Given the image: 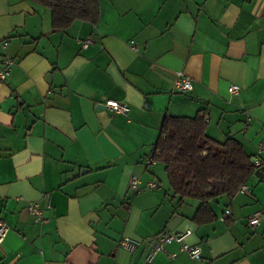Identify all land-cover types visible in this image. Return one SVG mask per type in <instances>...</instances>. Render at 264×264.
Instances as JSON below:
<instances>
[{"label":"crops","instance_id":"crops-1","mask_svg":"<svg viewBox=\"0 0 264 264\" xmlns=\"http://www.w3.org/2000/svg\"><path fill=\"white\" fill-rule=\"evenodd\" d=\"M99 6L97 24L54 31L50 9L0 0V65L14 61L0 81V217L9 227L0 264H264V216L249 226L264 213V179L253 174L247 193L212 201L218 220L197 225L200 202L179 205L164 164L147 163L167 114L199 112L210 138L235 139L264 163V0ZM179 73L192 91L175 89ZM110 99L129 114L107 109ZM134 177L158 188L134 194ZM46 195L41 223L28 206ZM187 230L200 260L173 243L147 263L157 235ZM125 237L138 242L134 253L120 248Z\"/></svg>","mask_w":264,"mask_h":264},{"label":"trees","instance_id":"trees-1","mask_svg":"<svg viewBox=\"0 0 264 264\" xmlns=\"http://www.w3.org/2000/svg\"><path fill=\"white\" fill-rule=\"evenodd\" d=\"M52 13L54 31H63L75 21L97 24L99 0H32ZM208 122L199 112L195 117L166 115L154 146L153 157L165 166L173 199L182 205L197 200L193 217L197 225L218 220L211 202L233 199L255 173L256 166L240 142L228 138L216 141L207 134Z\"/></svg>","mask_w":264,"mask_h":264},{"label":"built area","instance_id":"built-area-1","mask_svg":"<svg viewBox=\"0 0 264 264\" xmlns=\"http://www.w3.org/2000/svg\"><path fill=\"white\" fill-rule=\"evenodd\" d=\"M89 43H90V40H86L83 44V47L86 48L89 45ZM7 44H8L7 42H4L3 47H6ZM131 48L135 51L137 49L134 41H131ZM13 65H14L13 59L8 58V57L3 59L2 64L0 65V81H6L9 78V76L11 75V70H12ZM175 89L178 92L188 93L192 91L193 83L190 78L185 76L183 73H179L178 79L175 83ZM240 90L241 89L239 86L232 85L229 88V93L231 95H237L240 92ZM104 105L107 109H109L110 111L116 114L128 115L130 112V108L128 105L122 102L116 101V100H111V99L107 100ZM154 162H155V159L153 156L147 158L148 164H153ZM254 164L256 166V169L264 165V163L258 160H255ZM157 188H158L157 183L151 182V183H148L147 185H143L141 180L135 177L131 179L130 184H129V189L134 194H139L147 189L154 190ZM239 192L247 193L248 187L244 184L243 186H241ZM49 196L50 195L45 196L44 204H41L40 202H34L28 206V212L32 216H34L37 221L41 223L46 222L44 213H45L46 208L50 207V197ZM230 215H231V211L226 210L225 218H228ZM263 216H264V213L262 212L255 213L253 216L249 218V226L253 228L259 226L261 223V220L263 219ZM8 231H9V227L7 223L0 217V246L3 243L4 239L6 238ZM191 235H192L191 230H187L182 233H173V232L166 231V232H163L157 235L154 238L153 247L150 253L146 257L147 263H151L158 253L163 252L167 245H170L173 243L178 244L181 248V251L186 253L192 260H197V261L200 260L201 255H202L201 247L198 245H188L185 242V240ZM120 248L129 253H134L138 248V242L125 237L120 241Z\"/></svg>","mask_w":264,"mask_h":264},{"label":"water","instance_id":"water-1","mask_svg":"<svg viewBox=\"0 0 264 264\" xmlns=\"http://www.w3.org/2000/svg\"><path fill=\"white\" fill-rule=\"evenodd\" d=\"M252 164L255 163V159H252L251 160ZM255 176L257 178H260V179H264V165L261 166L260 168L256 169L255 171ZM181 218L180 217H176L174 218L170 223H169V226H168V229L169 231H174V229L177 227V225L179 224V222H181Z\"/></svg>","mask_w":264,"mask_h":264},{"label":"rangeland","instance_id":"rangeland-1","mask_svg":"<svg viewBox=\"0 0 264 264\" xmlns=\"http://www.w3.org/2000/svg\"><path fill=\"white\" fill-rule=\"evenodd\" d=\"M160 165H162V163Z\"/></svg>","mask_w":264,"mask_h":264}]
</instances>
